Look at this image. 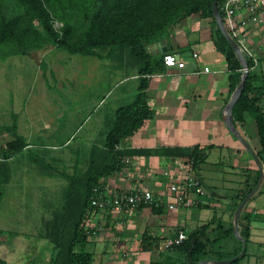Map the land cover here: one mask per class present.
Returning a JSON list of instances; mask_svg holds the SVG:
<instances>
[{
	"label": "crops",
	"instance_id": "obj_1",
	"mask_svg": "<svg viewBox=\"0 0 264 264\" xmlns=\"http://www.w3.org/2000/svg\"><path fill=\"white\" fill-rule=\"evenodd\" d=\"M260 18L262 22L252 28L247 44L256 61L255 68L264 63V12L260 14ZM168 33V38L152 44L147 51L152 56H157L166 48L163 54L175 55L178 63L168 68L160 60L155 66L156 71L148 75L147 104L154 115L119 146V150L125 153L121 171L116 175L102 178L100 182L114 189L143 188L153 191L156 195L163 194L167 192L171 183L185 177L189 160L187 157L169 156L164 149H190L197 146L202 149L204 155V162L199 168V178L206 189V194L199 198L191 195V198L201 201L198 207L191 209L179 208L170 211L165 207H139L94 212L88 217L87 227L93 231V234L86 246H89V250H100L98 254L102 255V259L99 264H183L186 261L185 256L165 248L166 242L175 238L179 232L188 235L205 224H210L208 237L212 240L217 236V228L221 227L223 231L229 227L233 229L237 198L248 189L259 173L251 153L232 134L223 120L225 107L234 91L231 92L230 72L225 59L212 41L210 20L192 15L170 28ZM92 58L101 61L105 59ZM112 58L116 60L120 70L126 68L130 70L129 73L123 72L125 79L129 78L139 83L134 64L123 59L125 62L122 65L118 56L113 55ZM205 67L209 68V72H203ZM261 76L264 80L263 73ZM41 97L45 101L43 110L44 108L48 110L52 98ZM63 97L60 96L59 101H63ZM69 97L74 98L70 101L79 102L74 105L76 108L74 114L82 111L83 108H88V111L98 107L104 108L106 102V96ZM117 100L123 99L120 96ZM116 109L111 110L114 113ZM68 114L73 115V113ZM107 114L105 112L101 116L99 134L106 131L103 127L107 126ZM20 115L21 112L12 115L14 121L12 125H0L2 142L14 138V125L17 133L20 134L21 126L18 119ZM29 115L33 117L31 112ZM61 116L63 118L65 114ZM79 123L81 126L82 123L78 121ZM43 124L50 126L51 122L44 120ZM34 125L31 122L24 134L33 133ZM235 128L256 154L258 142L253 136V131L248 127L247 116L246 122L238 123ZM4 147L5 145L0 146V152ZM225 159L229 163L227 162L223 169ZM13 160L14 156L8 162L11 163ZM261 163L264 166L262 161ZM220 169L224 171L218 176L216 173ZM226 183L232 186L229 188L232 192L224 202L221 200L223 191L219 192V189L225 188ZM259 188L248 201L255 198ZM218 212L221 213L220 217H217ZM240 216L244 217L245 224H248L249 237L246 257L243 260L239 259L240 262L237 263L264 264V207L246 203ZM225 239L228 242L227 254L224 253L223 241L214 243L209 251L210 256L214 258L204 259L205 261L216 262L220 261L217 259L218 255L233 257L232 254L240 253L242 245L235 236ZM144 240L149 244H157V249L142 250ZM121 243L124 245L135 243V247L127 252L107 250V245ZM2 246L3 243L0 244V249Z\"/></svg>",
	"mask_w": 264,
	"mask_h": 264
},
{
	"label": "trees",
	"instance_id": "obj_2",
	"mask_svg": "<svg viewBox=\"0 0 264 264\" xmlns=\"http://www.w3.org/2000/svg\"><path fill=\"white\" fill-rule=\"evenodd\" d=\"M5 1L0 0V60L30 56L34 50L37 52L53 46L85 57L116 55L119 60L127 59L137 68L139 84L134 100L118 107L113 118L107 119L109 129L103 144L90 148L83 171L67 177L61 206L43 222L41 235L53 250L48 264H91L92 254L84 248L93 234L86 228L93 189L104 188L100 180L121 171L125 153L119 150V146L154 115L147 104V77L156 71L155 66L162 61L163 53L152 56L147 48L168 38L170 28L192 15L209 19L212 41L230 72L231 92L240 83L241 63L213 17V4L223 16L221 7L225 0H11L14 4L10 5ZM56 22L61 24L58 28L54 26ZM100 51H106V55L102 56ZM244 58L249 73L243 92L232 108V121L237 127L238 123L246 122L247 115L251 118L258 142L256 155L264 163V80L256 72V61L248 56ZM13 128L14 138L6 142L0 153V202L3 187L11 177L8 161L27 146L17 133L16 125ZM164 152L169 156L187 157L199 177V168L204 162L202 149L197 146L190 149L166 148ZM258 181L259 173L248 189L238 196L236 207ZM238 224L240 235L247 243L249 227L244 217L240 216ZM209 227L210 224H205L191 231L181 244L169 249L185 256L183 264H198L204 259L214 258L210 256L211 246L231 237L233 230L232 227L226 231L217 228V236L212 240L208 237ZM141 249H157V244L144 240ZM230 257L218 255L217 259ZM245 257L246 251L240 260ZM0 264L6 262L0 259Z\"/></svg>",
	"mask_w": 264,
	"mask_h": 264
},
{
	"label": "rangeland",
	"instance_id": "obj_3",
	"mask_svg": "<svg viewBox=\"0 0 264 264\" xmlns=\"http://www.w3.org/2000/svg\"><path fill=\"white\" fill-rule=\"evenodd\" d=\"M5 3L14 4L11 0ZM60 25L58 22L54 24L55 28ZM100 53L106 55V51ZM120 62L124 64L123 60ZM117 65L112 56L101 61L69 54L53 46L37 52L34 50L30 56L0 60V125H12V115L21 112L18 118L21 126L19 135L27 145L9 163L11 179L3 187L0 202V230L3 233L0 235L3 243L0 258L6 264H48L53 250L49 241L41 235L44 220L61 206L67 177L83 171L89 149L103 143L109 127H103L106 131L99 134L102 114L107 112L106 119L113 118L111 109L130 104L136 95L138 81L125 79L123 72L129 73L130 70H120ZM256 69L258 74L264 75V63ZM41 96L52 98L48 110H43L45 101ZM60 96H64L62 102L59 101ZM69 96H106V102L104 108L90 111L83 108L74 114V105L79 102L70 101L74 98ZM120 96L123 100L118 101ZM63 114L65 116L62 118ZM44 120L50 121L51 125L44 126ZM78 121L82 123L81 126ZM31 122L35 124L33 133L24 134ZM247 122L254 134V125L248 115ZM5 143L0 139V146ZM227 162L225 159L223 169ZM223 169L216 174L221 176ZM224 186L219 192L223 191L221 200L226 202L232 186L229 183ZM259 187L255 198L247 202L248 205L253 203L257 207H264V176ZM220 216L218 212L217 217ZM225 240L222 245L227 254L228 242ZM135 243L106 247L111 251L127 252L135 247ZM84 251L94 253L91 264L100 263V250H89V246H86Z\"/></svg>",
	"mask_w": 264,
	"mask_h": 264
},
{
	"label": "built area",
	"instance_id": "obj_4",
	"mask_svg": "<svg viewBox=\"0 0 264 264\" xmlns=\"http://www.w3.org/2000/svg\"><path fill=\"white\" fill-rule=\"evenodd\" d=\"M223 16L221 19L230 38L239 46L243 56L253 58L248 49L249 33L253 27L262 22L260 14L264 12V0H225L221 7ZM162 63L165 67H174L178 60L175 55L165 53L162 56ZM203 72H209L205 67ZM206 194L200 178L192 170L191 161L188 160L186 175L181 180L171 183L167 192L156 195L153 191L136 189H114L94 188L91 197V208L87 214L102 210H124L139 207L161 208L173 211L176 209H191L201 204L199 197ZM195 195L197 198H191ZM88 220L86 223V228ZM186 234L179 232L175 238L169 239L165 248L169 249L179 245L185 240Z\"/></svg>",
	"mask_w": 264,
	"mask_h": 264
},
{
	"label": "water",
	"instance_id": "obj_5",
	"mask_svg": "<svg viewBox=\"0 0 264 264\" xmlns=\"http://www.w3.org/2000/svg\"><path fill=\"white\" fill-rule=\"evenodd\" d=\"M213 17L215 19V22L219 28V30L221 31V33L223 34V36L225 37V39L227 40V42L229 43V45L232 47V49L234 50L236 57L238 58V60L241 63L242 66V75H241V80L240 83L237 85V87L235 88L234 92L232 93V96L229 100V102L227 103L226 107H225V112H224V116H223V120L227 126V128L232 132V134L239 140V142H241V144H243V146H245V148L251 153V155L253 156L257 166H258V170H259V181L257 183V185L254 187V189L248 194L246 195L243 200L238 204V206L236 207L235 210V214H234V218H233V234L234 236L241 242L242 245V249L240 251V253L236 256H233L229 259H225V260H220V261H200L198 264H232L234 263L236 260L238 259H242L246 248H247V243L246 240L240 235V231H239V218L241 215V212L243 210V207L245 206V204L248 202V200L252 197V195L256 192V190L258 189L259 185H260V180L263 177L264 174V166L262 165L260 159L257 157V155L253 152V150L250 148V146L248 145V143L240 136V134L238 133L237 129L235 128L233 121H232V108L235 105V103L237 102V100L240 98L244 86H245V82L249 73V69L248 66L246 64L245 58L239 48V46L235 43L234 40H232L229 36V34L227 33L224 25H223V21L221 19V15L220 12L218 10V7L216 6V4H213ZM160 45L161 42H159ZM164 51H166V48H164ZM164 51H160L159 53H164Z\"/></svg>",
	"mask_w": 264,
	"mask_h": 264
}]
</instances>
